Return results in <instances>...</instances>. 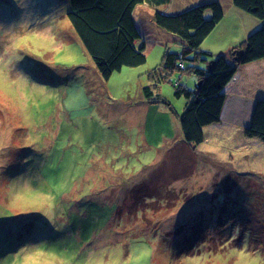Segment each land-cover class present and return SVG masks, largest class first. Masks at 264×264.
Wrapping results in <instances>:
<instances>
[{
    "label": "rangeland",
    "instance_id": "374dc122",
    "mask_svg": "<svg viewBox=\"0 0 264 264\" xmlns=\"http://www.w3.org/2000/svg\"><path fill=\"white\" fill-rule=\"evenodd\" d=\"M69 10L68 0H0V264H264V146L255 144L257 159L235 155L238 145L205 143L198 157L179 147L147 172L154 150L138 145L151 77L139 73L157 68L165 48L106 80ZM219 55L184 64L208 69ZM183 75L188 89L199 85L187 71L175 85ZM164 84L179 128L190 99ZM229 155L239 170L224 175ZM145 175L161 198L133 204L124 185Z\"/></svg>",
    "mask_w": 264,
    "mask_h": 264
},
{
    "label": "trees",
    "instance_id": "16d2710c",
    "mask_svg": "<svg viewBox=\"0 0 264 264\" xmlns=\"http://www.w3.org/2000/svg\"><path fill=\"white\" fill-rule=\"evenodd\" d=\"M150 1L166 3L171 0ZM68 2L70 10L67 16L104 79H110L125 67H140L147 63L146 44L142 42V33L135 21L136 8L146 0ZM233 3L236 8L264 21V0H233ZM223 17L224 10L219 2H207L174 15L156 12L153 18L158 27L176 35L184 45L181 54L170 48L165 50L160 65L149 71L151 85L145 86L143 93L152 103L170 105L159 92L161 85L169 81L174 84L177 96L186 95L190 99L180 117V123L183 141L194 151L205 141L204 128L221 121L226 97L224 90L238 68L264 59L263 24L248 36L240 62L234 60L236 50H233L229 54L219 55L212 70L193 65L187 67L184 64L185 59L195 62L202 58L201 55H212L202 51L201 45ZM192 53L195 56L189 57ZM228 55L231 56V63ZM184 71L194 72L199 77L201 84L194 90L188 89L181 82L175 85V75H182ZM245 134L248 138H257L264 143V100L257 102ZM158 187H151L146 182L138 183L125 193L124 198L132 200L133 204L150 205L147 197L156 195L157 200L161 198L159 195L162 191ZM125 212L130 214L127 210Z\"/></svg>",
    "mask_w": 264,
    "mask_h": 264
},
{
    "label": "crops",
    "instance_id": "0c3cea01",
    "mask_svg": "<svg viewBox=\"0 0 264 264\" xmlns=\"http://www.w3.org/2000/svg\"><path fill=\"white\" fill-rule=\"evenodd\" d=\"M196 2L199 3L196 6L207 2H219L223 7V19L218 23L216 28L201 45V48H203L202 51L209 52L214 55H225L231 53L233 50L245 49L246 40L250 35L249 32L253 30L256 31L262 26V24H264L250 13L236 8L233 0H171L166 3L146 0L145 3L136 8L135 21L137 11L141 10L142 12H140V14L142 16L144 15L143 22H145L146 26L148 25L146 33L142 32V29L138 25L137 21L136 23L142 33V42H145L146 44V54L148 58L149 54L153 52L155 45H158L160 52L161 49L164 48V52L167 48H174V51H176L178 50L177 47H183L184 45L182 40H180L177 36L169 34V32H166V30L156 25L153 19L155 13L161 12L168 15H174L186 11L189 6L195 4ZM225 2H227V5ZM149 42H153L152 45H150ZM171 44H177V47H173ZM162 59H160V62H162ZM142 70L144 71L139 73L140 75L145 74L147 70L151 69L142 68ZM122 71H124V69ZM178 76H181V74H176L175 78ZM178 80L185 87L190 84V80H187L185 75ZM146 84L151 85V81L146 80ZM164 85L165 84L163 83L161 85V89L159 90L161 94ZM224 93L226 97L222 108L221 121L204 128L205 141L202 145H199L195 149L196 151L183 141V134L180 137V140L183 142L184 146H181L180 143L175 141L176 138L173 133H176L177 130L182 132V130L181 123H179V128L178 123L174 125V122L178 121V119H174L175 113L172 110V104L170 101L163 95L170 105L152 103L145 97L144 93H142L141 98H143L142 105L145 116L144 122L141 126L143 131L142 134H139L140 137L143 138L144 144L140 143L138 145V150L139 152H142L140 151V148H144V151L149 150L150 156H153L152 151L154 150L155 156L154 161L146 167L147 172L148 170L152 172L159 169V166L156 167L155 163L160 159L162 161L166 158L167 161H170L169 154L172 149L176 152L178 150L177 148L181 147L183 149H187V151H192L197 156L198 153L201 152L200 148L203 147L205 143L208 145L211 143L216 144L219 150H224L223 148H225L226 145H238L237 150L234 151L235 155L241 150L249 155L255 154V159L258 158V154L255 152V144L261 143V145L264 146V143L257 138L246 137L245 131L251 124L257 102L259 100H264V59L246 65H241L234 78L226 86ZM153 139H155V141L151 142ZM242 144L247 147H242ZM235 155H229V160L232 164H228L227 162L226 168H223L222 170L226 171L225 174L223 172L224 175L236 173V171L228 170L230 168L229 166L239 170L238 166L233 164V158ZM247 163L252 162L247 159ZM195 165L197 166L198 164L195 163ZM239 167H241V165ZM195 170L197 169H193L191 173H194ZM245 170L241 168L240 171L245 172ZM148 174L149 173H147V175ZM147 175L144 176V181L150 186H154L155 182H147ZM141 181L142 179H138L134 182L128 183L127 186L124 185V187H127L126 190H128L125 193L127 194L134 185L140 183ZM211 181L213 180L211 179ZM208 182H210V178L202 181V183ZM199 188L201 191H204L202 190L204 188L203 186H200ZM210 190V188H207L205 191L208 192Z\"/></svg>",
    "mask_w": 264,
    "mask_h": 264
},
{
    "label": "water",
    "instance_id": "95a60500",
    "mask_svg": "<svg viewBox=\"0 0 264 264\" xmlns=\"http://www.w3.org/2000/svg\"><path fill=\"white\" fill-rule=\"evenodd\" d=\"M244 53H245V49L236 50V52H234V55H235L234 60H235L236 62H240L241 59H242V57H243V55H244ZM214 63H215V60H214V61H211V62L208 64L207 68L210 69V70H212V67H213ZM200 84H201V82L199 83V85H200ZM247 128H248V127H247Z\"/></svg>",
    "mask_w": 264,
    "mask_h": 264
},
{
    "label": "built area",
    "instance_id": "2783aa9c",
    "mask_svg": "<svg viewBox=\"0 0 264 264\" xmlns=\"http://www.w3.org/2000/svg\"><path fill=\"white\" fill-rule=\"evenodd\" d=\"M181 67L183 68V67H184V65L182 64V65H181Z\"/></svg>",
    "mask_w": 264,
    "mask_h": 264
},
{
    "label": "snow or ice",
    "instance_id": "6c2138e0",
    "mask_svg": "<svg viewBox=\"0 0 264 264\" xmlns=\"http://www.w3.org/2000/svg\"><path fill=\"white\" fill-rule=\"evenodd\" d=\"M24 41H22V43H23ZM39 255V253H37V256Z\"/></svg>",
    "mask_w": 264,
    "mask_h": 264
}]
</instances>
